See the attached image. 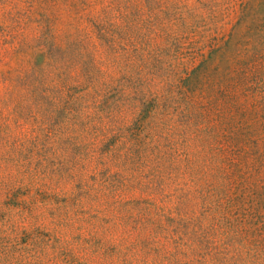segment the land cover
<instances>
[{"label": "rangeland", "instance_id": "374dc122", "mask_svg": "<svg viewBox=\"0 0 264 264\" xmlns=\"http://www.w3.org/2000/svg\"><path fill=\"white\" fill-rule=\"evenodd\" d=\"M0 264H264V0H0Z\"/></svg>", "mask_w": 264, "mask_h": 264}]
</instances>
